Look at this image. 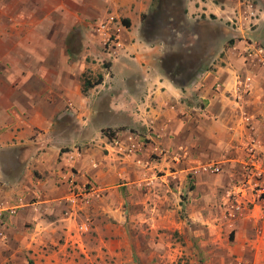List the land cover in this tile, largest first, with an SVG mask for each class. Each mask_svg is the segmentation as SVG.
I'll use <instances>...</instances> for the list:
<instances>
[{
	"label": "crops",
	"instance_id": "crops-1",
	"mask_svg": "<svg viewBox=\"0 0 264 264\" xmlns=\"http://www.w3.org/2000/svg\"><path fill=\"white\" fill-rule=\"evenodd\" d=\"M49 3L52 7L42 9L48 0H0V207L4 209L0 252L4 264L14 255L23 259L30 255L34 264H66V250L48 243L79 239L87 228L72 219L67 202L72 190L94 183L101 193H115L114 189L127 185L120 184L124 173H144L141 163L135 164L136 156L118 154L114 143L119 134L110 140L102 127L139 130L146 126L152 131L150 143L169 148L186 139L194 153L244 164L243 168L247 164L257 168L264 160L263 67L255 63L257 68H252L236 58L233 51L239 44L228 47L213 69L179 87L161 71L164 45L143 42L139 28L136 34L120 32L116 42L124 56L112 60L108 88L104 76L101 84L83 93L80 78L87 54L81 50L72 59L68 39L75 36L83 47L92 38L99 39L88 21L119 6L135 29L152 0ZM186 9L189 18L213 15L221 23L231 19L226 0H187ZM242 42L253 46L245 38ZM164 158L156 164L148 162L149 169L166 166L164 171L175 175L169 165H177L179 155ZM134 183L139 181L128 185ZM115 211L118 208L107 207L108 219L123 225L126 218Z\"/></svg>",
	"mask_w": 264,
	"mask_h": 264
},
{
	"label": "rangeland",
	"instance_id": "rangeland-1",
	"mask_svg": "<svg viewBox=\"0 0 264 264\" xmlns=\"http://www.w3.org/2000/svg\"><path fill=\"white\" fill-rule=\"evenodd\" d=\"M186 4L187 0H163L162 6L155 10L150 6L142 13L147 15L146 19L142 21L141 14L139 27L137 25L135 29L130 28L129 15L121 6L114 11L108 8L104 15L90 19L88 27L99 39L92 38L84 47L75 36L68 39L72 59L77 58L81 50L87 54L81 86L83 79L93 81L101 74L103 78L106 76L105 88H108L112 60L124 56L116 35L127 31L136 34L137 28L143 42L164 45L165 52L159 65L167 77L161 64L167 54H184L183 58L192 54L195 59L196 54L203 53V57L196 60L204 59L203 66L209 71L221 62L224 51L230 47L229 40L233 39L234 44H239L233 51L236 58H243L252 68H257L255 63H260L263 67L259 69L263 72L260 78L264 80V0H226L231 19L225 23L205 15L189 18ZM50 7L52 4L48 0L41 8ZM185 9L186 14L183 13ZM131 18L135 22L134 14ZM103 24L108 28L107 35L97 31ZM244 38L253 46L244 44ZM239 68L236 67L240 71ZM205 72L198 73L195 79ZM181 84L176 85L185 86V83ZM145 127L139 130L121 125L100 128L110 140L113 134H119L114 143L118 154L127 158L136 156L135 164L141 163L144 173L133 170L124 173L120 184L127 185L114 189L117 190L115 193H101L98 185L86 183L96 191L87 198L78 197L67 202L73 213L72 219L86 223L87 228H83L84 233L79 239L62 238L53 244L49 242V247L66 250V264H264V193L261 192L264 174H256V168L250 164L243 168L244 164L194 153V146L186 139H182L181 144L162 148L150 143L152 131ZM173 148L174 152H171ZM165 155L167 161L179 155V163L169 165L170 171H177L175 175L166 173V166L149 169L148 162L156 164ZM259 164L264 169V160ZM216 166L220 168L219 172L212 171ZM136 180L139 183L128 185ZM108 206L118 208L116 214L126 218L123 225L108 219ZM1 208L0 219H4ZM21 260H25V264H34L30 255L25 259L14 255L9 257L7 264H20ZM2 263L4 253L1 250Z\"/></svg>",
	"mask_w": 264,
	"mask_h": 264
},
{
	"label": "trees",
	"instance_id": "trees-1",
	"mask_svg": "<svg viewBox=\"0 0 264 264\" xmlns=\"http://www.w3.org/2000/svg\"><path fill=\"white\" fill-rule=\"evenodd\" d=\"M162 3H163V0H152L151 7H152V9L155 10V9H157V7L158 8L161 7ZM180 3L181 2H178L177 4L180 5ZM159 12L162 13L161 9L159 10ZM159 12L157 13L158 15L160 14ZM183 13L186 14V9L183 11ZM146 17H147L146 14H142L141 20L142 21L145 20ZM210 17L215 18V16H213V15H210ZM127 22L128 21L126 20L125 23H127ZM145 35H146V33H145ZM151 38H152V36H149V39H151ZM233 43H234L233 39H230L228 42V44H230V46L233 45ZM183 55L184 54L170 53L161 59L163 71H165V73L169 76L170 80H172L174 83H176L178 85H182L181 84L182 82L185 83L184 85H186L191 80H193L198 73H201L203 71H207L209 69V68H205L203 66L204 65V59L201 58V59L196 60L200 56L204 55L203 53L196 54L195 59H192V57H191L192 54H188L189 57H184V58L182 57ZM172 56L174 57V59H171ZM195 60H196V62H195ZM180 76H183V78H180L183 81H181L178 78ZM102 81H103V76L101 74H99L96 77V79L93 81L83 79V81H82V92L83 93L87 92L90 88L101 84Z\"/></svg>",
	"mask_w": 264,
	"mask_h": 264
},
{
	"label": "built area",
	"instance_id": "built-area-1",
	"mask_svg": "<svg viewBox=\"0 0 264 264\" xmlns=\"http://www.w3.org/2000/svg\"><path fill=\"white\" fill-rule=\"evenodd\" d=\"M106 30H108V28L104 24L101 25L100 27H98V29H97L98 32H100L104 35H107ZM219 169L220 168L216 166V167L212 168V171L213 172H219ZM262 173L264 174V169L261 168V164H259V166L256 168V174L260 175ZM87 185H89V184H84L82 186L75 187L72 190V193H71V196L69 199L75 200L78 197H80L81 199L87 198L89 195H91L92 192L94 193L96 191L92 186L87 187ZM76 191H77V194L75 193ZM261 192L264 193V189H262Z\"/></svg>",
	"mask_w": 264,
	"mask_h": 264
}]
</instances>
